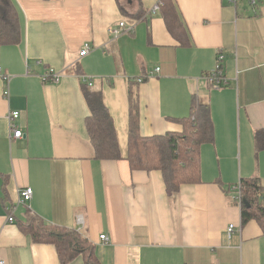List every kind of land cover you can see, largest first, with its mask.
I'll list each match as a JSON object with an SVG mask.
<instances>
[{"label": "crops", "instance_id": "0c3cea01", "mask_svg": "<svg viewBox=\"0 0 264 264\" xmlns=\"http://www.w3.org/2000/svg\"><path fill=\"white\" fill-rule=\"evenodd\" d=\"M12 1L19 41L2 42L0 30V67L11 76L8 97L0 77V258L85 264L24 232L36 216L79 230L101 264H264L262 226L242 225L228 192L243 177L264 186V0H176L187 46L168 29L162 0ZM121 21L134 30L116 34ZM219 53L228 83L214 87L206 74ZM51 68L63 73L59 82L43 79ZM86 86L102 93L124 156L131 112L142 135H164L183 130L196 101L209 103L214 136L201 146V181L169 195L162 171L98 158ZM12 110L21 138L12 137ZM24 187L33 197L19 204Z\"/></svg>", "mask_w": 264, "mask_h": 264}, {"label": "trees", "instance_id": "16d2710c", "mask_svg": "<svg viewBox=\"0 0 264 264\" xmlns=\"http://www.w3.org/2000/svg\"><path fill=\"white\" fill-rule=\"evenodd\" d=\"M160 8L170 32L182 46L189 45L190 34L180 16L176 0H162ZM0 30L2 42L19 41V16L12 0H0ZM86 87L88 89L85 90V97L90 108L86 127L98 158H125L130 162L132 170L162 171L169 195H176L184 183L201 181V146L214 136L209 103L196 101L190 116L183 119V130L170 131L164 135H142L136 122L137 115L131 112L128 150L124 156L118 143L113 118L103 101L102 93ZM133 99L131 94V103ZM262 134L259 133L257 138ZM257 146H262L259 139ZM237 186L241 189L243 199L242 225L256 220L264 231V186L261 179L254 176L243 177L234 188H228V192H233V197ZM23 229L35 241L54 244L64 261L81 256L85 264H101L94 253L93 245L75 228L46 224L40 218L31 216Z\"/></svg>", "mask_w": 264, "mask_h": 264}, {"label": "built area", "instance_id": "2783aa9c", "mask_svg": "<svg viewBox=\"0 0 264 264\" xmlns=\"http://www.w3.org/2000/svg\"><path fill=\"white\" fill-rule=\"evenodd\" d=\"M239 0H230V2L234 5L238 4ZM252 6H257L260 0H247ZM159 9V5L157 4L154 8H152L149 12L155 13ZM136 24H128L126 21H121L119 25L114 29V32L117 33H127L134 30ZM89 52V44L86 43L84 45L83 50L80 52L81 56H85ZM223 62H224V55L222 53L218 54L217 58V64L214 70L210 71L206 74V79L210 83V85L214 87H221L222 85H227L228 80L224 76L223 71ZM158 68L157 70H159ZM0 77L6 84V88L4 89V95L9 96V81L11 76L7 74L6 72L2 71V68L0 67ZM63 77V73L61 71H58L54 68H51L49 71H47L43 75V79L45 81H52V82H59ZM86 82H89L91 85L90 79H85ZM139 81H143V78L139 79ZM20 113L19 111L12 110L9 112L8 119H9V125L10 129L12 131V137L13 138H21L23 136L22 129L18 128L16 124V120L19 118ZM34 190L32 187H24L19 190V197H18V203L23 204L29 202L33 197ZM235 201H237L240 205H242L243 199L241 194V189L239 186H237V191L235 196L233 197ZM14 217L10 215L8 217V221L13 222ZM235 225L232 223L228 226V235L229 237L232 235L234 231ZM101 240L103 241H109L110 238L107 235H101ZM0 264H6V262L0 258Z\"/></svg>", "mask_w": 264, "mask_h": 264}, {"label": "rangeland", "instance_id": "374dc122", "mask_svg": "<svg viewBox=\"0 0 264 264\" xmlns=\"http://www.w3.org/2000/svg\"><path fill=\"white\" fill-rule=\"evenodd\" d=\"M260 2V1H259ZM241 4H246V2H242ZM232 188H234V187H232Z\"/></svg>", "mask_w": 264, "mask_h": 264}]
</instances>
